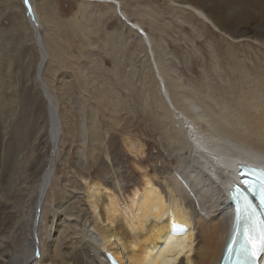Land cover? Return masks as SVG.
Returning a JSON list of instances; mask_svg holds the SVG:
<instances>
[{
    "label": "bare ground",
    "instance_id": "obj_1",
    "mask_svg": "<svg viewBox=\"0 0 264 264\" xmlns=\"http://www.w3.org/2000/svg\"><path fill=\"white\" fill-rule=\"evenodd\" d=\"M6 1L12 5V0ZM16 1L23 9L16 25L26 22L38 52L33 73L47 103L52 153L39 178L35 163L28 161L21 170L18 154L0 157V264H109L106 253L117 264H219L232 224L228 191L233 178L238 179L239 165L264 169V75L257 74L248 87L240 72L237 95L234 84L223 88L234 96V102L229 98L234 104L215 102L207 93L216 88L214 84L205 82L202 91L188 89L165 76L164 94L179 111L174 117L161 94L156 63L149 57L150 38L118 5L130 30L140 33L148 56L153 79L144 84L147 112L134 118L129 130L119 128L121 119L114 118L115 131L107 133L101 131L94 112L88 111L89 129L83 133L80 127L77 132L85 140L69 149V158L55 167L53 154L63 129L54 97L42 79L52 58L63 61L50 35L51 26L57 27L55 2L30 0L26 6L24 0ZM169 1L185 4L209 22L206 13L218 12L216 3L221 0ZM263 1L248 3L264 11ZM231 12L225 15L236 26H246L248 17L239 12L231 16ZM72 22L71 28L81 32ZM117 106L109 101L106 109L117 114ZM32 138L30 152L35 160L43 141L40 134ZM124 149L131 154L130 161L123 159ZM36 177L37 186L32 182ZM7 220H13L18 248L14 238L5 236L11 226L2 224ZM176 226L186 232L177 236L172 232ZM31 228V239H27Z\"/></svg>",
    "mask_w": 264,
    "mask_h": 264
},
{
    "label": "rangeland",
    "instance_id": "obj_2",
    "mask_svg": "<svg viewBox=\"0 0 264 264\" xmlns=\"http://www.w3.org/2000/svg\"><path fill=\"white\" fill-rule=\"evenodd\" d=\"M111 1L114 6L102 2L54 0V25L57 27L51 26L50 35L60 49L63 61L58 63L57 57L52 58L42 79L54 97L63 129L59 147L53 154L55 167L69 158V149L85 140L83 136L79 138L77 132L83 129L84 133L89 129L88 111L94 112L93 117L100 124L101 131L107 133L115 131L114 118L120 117L119 128L129 130L132 127L130 123L147 112L144 84L153 79L148 56L140 33L130 30L128 21L119 15L118 5L130 21L141 24L148 34L152 50L149 57L156 63L159 88L174 117L179 111L164 94L165 76L177 79L188 89L201 90L205 82L214 84L216 88L207 91L214 101L234 104V96L223 88L234 84L233 94L237 95V82L242 80L240 72L248 87L256 81L257 74L264 75V11L255 4H249V0H221L216 3L218 12L206 13L212 25L206 17L203 19L177 1ZM251 1L260 3V0ZM9 3L0 0V157H7V153L18 154L17 166L22 170L24 165L35 163L38 177L52 153L47 103L34 79L38 52L31 40V29L23 21L17 26L23 9L16 0H12V5ZM229 10L232 11L231 16L239 12L248 17L246 26L244 23L236 26L225 15ZM72 21L81 32L71 28L69 23ZM40 31L44 33V30ZM231 31L238 34L237 37ZM49 45L54 47L51 43ZM109 101L118 104L117 114L106 109ZM39 134L43 144L34 160L30 142L34 139L31 137ZM122 151L123 159L130 161L131 154L125 149ZM15 159L12 160L14 163ZM37 177L31 180L36 186ZM13 203L16 206L18 200L14 199ZM5 223H11L6 229L8 236H5L10 237L9 240L14 238L18 248L19 239L14 235L13 220L2 224ZM28 230L26 237L31 239L33 230ZM58 241L60 245L59 238Z\"/></svg>",
    "mask_w": 264,
    "mask_h": 264
},
{
    "label": "snow or ice",
    "instance_id": "obj_3",
    "mask_svg": "<svg viewBox=\"0 0 264 264\" xmlns=\"http://www.w3.org/2000/svg\"><path fill=\"white\" fill-rule=\"evenodd\" d=\"M30 0H24L26 6ZM31 14L32 9L28 7ZM251 176L252 179L245 177ZM239 184L244 188L257 194L259 207L254 206L246 197L241 194L242 203L238 204L235 210L233 229L242 233V238L236 247L233 237L228 244V252L232 258V264H256L257 260L264 255V169L240 165L237 171ZM232 194L239 192V187L234 182ZM39 255V253H37Z\"/></svg>",
    "mask_w": 264,
    "mask_h": 264
}]
</instances>
